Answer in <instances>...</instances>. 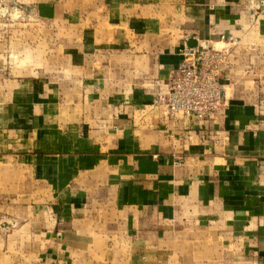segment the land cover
<instances>
[{"label": "crops", "instance_id": "obj_1", "mask_svg": "<svg viewBox=\"0 0 264 264\" xmlns=\"http://www.w3.org/2000/svg\"><path fill=\"white\" fill-rule=\"evenodd\" d=\"M23 2L52 65L43 79H5L0 59V87L18 94L10 108L50 94L17 155L46 195L20 201L27 236L14 264H264L262 71L232 55L224 110L204 121L155 103L184 47L264 39V7L255 23L256 0Z\"/></svg>", "mask_w": 264, "mask_h": 264}, {"label": "rangeland", "instance_id": "obj_2", "mask_svg": "<svg viewBox=\"0 0 264 264\" xmlns=\"http://www.w3.org/2000/svg\"><path fill=\"white\" fill-rule=\"evenodd\" d=\"M32 5L33 3H24L23 0H0V59L2 61L1 72L4 73L5 79L17 80L24 77L43 79L46 75H50L49 69L52 63L46 61L49 55L45 48V53L42 51L44 46L40 45L43 42L41 36H45V26L33 15ZM262 7H264L263 0H256L254 4L252 3L250 6L252 22L258 23L259 9ZM238 36L240 38L231 34H220L214 44L212 43L213 45L207 48L224 49L229 53V61L232 55H236V52L243 55L247 53L246 55L251 58L249 61L251 68L246 69L245 73L253 72V70L254 72L262 71L258 75L257 82L264 84V39H259L254 36V33L247 35L240 33ZM224 81H226L225 75L220 80L222 106L210 116L221 115L224 110ZM1 89L5 93H0V264H14L21 258L20 256H25V253L20 255V251L25 248L23 242L27 236L26 219L23 217L21 221L19 218L20 201L28 199V195H31L34 201L36 197L41 199L46 195H42L40 186L35 185L36 180H40L39 175L28 174L25 166L20 164L17 155L29 151L28 149L32 147L26 145L25 142H34L38 137L33 134L36 128L34 124L41 118L44 120L46 113L44 111L43 115L40 109L36 110L34 107L46 100L50 94L44 93L45 95L36 96L32 94V97L30 96L33 102L32 107L24 112L10 108L11 104L18 99V94L12 93L15 90L12 87L9 90L6 85H2ZM84 96H81L79 100ZM164 96L165 94L158 97L155 103L165 105ZM259 102H264V99ZM167 114L170 117L178 116L170 115L168 111ZM58 115L59 118H68L66 112L61 114L60 111ZM24 121H27L28 125L24 124ZM5 155H14V157L6 158ZM74 173L68 176L66 180L68 184L74 178L80 181L82 176H74Z\"/></svg>", "mask_w": 264, "mask_h": 264}, {"label": "built area", "instance_id": "obj_3", "mask_svg": "<svg viewBox=\"0 0 264 264\" xmlns=\"http://www.w3.org/2000/svg\"><path fill=\"white\" fill-rule=\"evenodd\" d=\"M181 54L182 60L169 73L163 101L170 115L204 121L222 106L220 80L230 64L229 53L184 47Z\"/></svg>", "mask_w": 264, "mask_h": 264}, {"label": "water", "instance_id": "obj_4", "mask_svg": "<svg viewBox=\"0 0 264 264\" xmlns=\"http://www.w3.org/2000/svg\"><path fill=\"white\" fill-rule=\"evenodd\" d=\"M192 48L194 47V44H191Z\"/></svg>", "mask_w": 264, "mask_h": 264}]
</instances>
